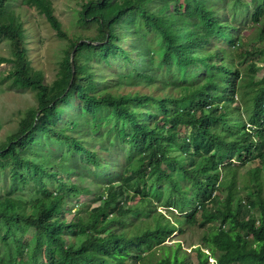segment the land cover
Wrapping results in <instances>:
<instances>
[{
	"label": "trees",
	"instance_id": "1",
	"mask_svg": "<svg viewBox=\"0 0 264 264\" xmlns=\"http://www.w3.org/2000/svg\"><path fill=\"white\" fill-rule=\"evenodd\" d=\"M15 2L66 42L51 84ZM76 24L0 0L36 100L0 142V264H264V0H86ZM187 227L197 247L166 244Z\"/></svg>",
	"mask_w": 264,
	"mask_h": 264
},
{
	"label": "rangeland",
	"instance_id": "2",
	"mask_svg": "<svg viewBox=\"0 0 264 264\" xmlns=\"http://www.w3.org/2000/svg\"><path fill=\"white\" fill-rule=\"evenodd\" d=\"M55 15L62 24L64 32L71 37L79 29L76 24L77 14L80 11V3L86 0H51ZM12 9L19 14L24 29V47L27 49L28 58L31 66L44 75L46 84H51L58 72V65L63 57V50L66 48V42L60 40L55 31L49 26L46 20L34 8L21 5L19 2L13 4ZM238 21V20H237ZM240 27V22H237ZM251 37H255V31L249 32ZM238 35V34H237ZM239 36V35H238ZM249 47L243 49V53ZM229 56V51L225 50L224 57ZM10 50L7 41L0 43V59H9ZM256 64L255 59L244 56L242 67L248 64ZM240 67V66H239ZM260 70V66L258 65ZM10 66L7 63H0V142L13 134L17 129V123L21 114L28 108L36 107L34 94L29 90L16 89L10 85L8 74ZM110 70H106L109 74ZM261 75L260 72L257 74ZM99 77V72H98ZM220 106H224L223 103ZM70 113L73 111L70 109ZM0 185L8 186V179H2L0 176ZM79 201V200H78ZM80 202V201H79ZM89 207V206H86ZM209 226V225H208ZM202 230L193 227H187L184 234L174 233L167 245H174L180 242L182 249L190 252L200 243ZM206 251V250H205ZM190 261L195 263V255L190 254ZM211 258L209 263H213Z\"/></svg>",
	"mask_w": 264,
	"mask_h": 264
}]
</instances>
